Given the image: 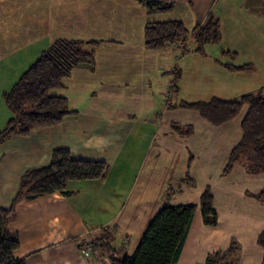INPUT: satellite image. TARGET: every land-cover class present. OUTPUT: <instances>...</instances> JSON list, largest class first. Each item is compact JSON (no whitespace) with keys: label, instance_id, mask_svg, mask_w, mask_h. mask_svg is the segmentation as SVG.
<instances>
[{"label":"crops","instance_id":"1","mask_svg":"<svg viewBox=\"0 0 264 264\" xmlns=\"http://www.w3.org/2000/svg\"><path fill=\"white\" fill-rule=\"evenodd\" d=\"M158 1L172 3L173 10L149 14L138 0H0V80L19 79L59 38L102 42L92 66L74 68L52 90L68 99L69 115L0 143V208L12 205L24 173L48 165L55 149L109 166L100 180L69 182L70 195L56 192L15 204L16 217L7 231L19 242L15 258L26 264H111L98 241L107 232L115 236L111 251L131 254L163 203L200 205L208 186L218 223L205 224L198 207L177 264H205L233 240L240 246L238 264L262 263L258 237L264 231V198L258 195L264 172L250 173L239 163L225 172L242 137L245 112L214 125L176 101L168 108L162 70L172 67L167 58L186 53L183 46L188 48L190 39L186 45L150 49L145 28L150 22L181 20L193 31L213 14L220 20L222 40L205 46L204 55H218L214 46H220L230 56L218 60L232 56L254 63L264 56V0ZM235 39L246 43V50L236 47ZM226 72L219 76L220 92L230 95L236 85ZM13 83L0 84V131L12 116L2 95ZM124 100L137 106L127 107ZM158 114L164 123L156 127ZM188 124L194 126L191 134L183 128ZM167 187L173 190L169 197Z\"/></svg>","mask_w":264,"mask_h":264},{"label":"trees","instance_id":"2","mask_svg":"<svg viewBox=\"0 0 264 264\" xmlns=\"http://www.w3.org/2000/svg\"><path fill=\"white\" fill-rule=\"evenodd\" d=\"M138 1L149 14L171 12L174 7L172 3L158 0ZM189 39L196 43L194 52L199 53H203L208 44H219L222 40L219 18L209 14L205 22L193 31H189L181 20L150 22L145 28V43L150 49L162 48L167 44L186 45ZM101 43L97 40L59 38L46 48L12 88L3 93L12 116L0 131V143L15 135L26 136L34 129L56 125L69 115L72 111L68 99L52 94V90L62 86L63 80L74 68L92 66L95 48ZM183 47V51H190ZM222 52L223 55L230 54L227 50ZM225 66L231 71L252 69L251 63ZM181 105L197 110L202 118L214 125L234 119L247 105V112L241 122L242 137L230 152L225 172H229L235 163L242 164L253 174L264 172L262 89L230 101L214 96L210 100ZM174 128L182 133L179 125L175 124ZM108 167L105 161L76 158L68 149L58 148L53 152L48 165L26 171L12 205L0 208V264H26L24 259L15 258L14 251L19 242L16 236L7 231V225L16 217L15 204L19 200H33L57 191L70 195L71 192L67 191L69 182L104 178ZM172 191L168 187L165 196L169 197ZM258 197L264 198V189ZM213 200L208 186L200 197V205L163 203L131 254L111 251L114 235L103 236L98 241L104 252L110 253L111 264H177L197 208L200 207L205 224L218 223ZM258 243L264 248V231L259 234ZM239 252L240 246L233 240L223 253L210 254L205 264H238ZM261 264H264V259Z\"/></svg>","mask_w":264,"mask_h":264},{"label":"rangeland","instance_id":"3","mask_svg":"<svg viewBox=\"0 0 264 264\" xmlns=\"http://www.w3.org/2000/svg\"><path fill=\"white\" fill-rule=\"evenodd\" d=\"M232 43H234L236 45V47L240 48L242 51L246 50V48L248 47L246 45V43L241 41V39H235L232 41ZM188 45H189L188 48L189 47L193 48L196 46V43L194 41H192V39H190V42ZM99 46H97L95 48V50ZM214 47H216L215 48L216 50L214 52H216L218 55L205 56L204 55L205 53H198V52H193L190 50V51H186L185 54H182V51H179L177 56H175V54H173L171 59H169V58L166 59L165 62L167 64H169V62H172L171 63L172 67H166L165 69L162 70L163 76L166 78V84H168V88H169L167 91L166 99H164L168 108L170 106L174 107L175 101L177 103V106H182L181 105L182 103L183 104L184 103L189 104V103H195L198 101H206V100H210L214 96L220 97L223 99L235 100L234 98L239 99L244 94L254 92V91H258L260 89H262L264 92V61H263L264 56L255 60L254 63L248 61L247 59H240V58L234 59V57H232V56L228 57V58H223V60H221V59L218 60L219 57L227 56V55H223V52H222V49L220 46H214ZM263 52H264V47H263ZM94 54H95V52H94ZM228 56H230V55H228ZM246 63L252 64L251 70H248V71H231L228 68H226V66H225V64L243 65ZM224 68L228 69L229 71H231L233 73L226 72ZM222 72H226L228 74L233 75L230 77H232L233 83L236 86L234 88H232L230 95H224L223 91L220 92L221 87L223 88V86H222L223 80H220V78H219V76L222 75L221 74ZM157 78H160V77L157 76ZM18 80L19 79L15 80V81L0 80V84L6 83V82H11V84L14 82L13 84H15ZM158 84H159V81L156 79V86ZM12 86L10 87V89L12 88ZM243 88H245V90ZM2 99L4 100L3 95H2ZM171 100L174 102L171 103L170 102ZM4 102H5V100H4ZM5 104H6V102H5ZM124 105L127 107H136L137 103L136 102H127L124 100ZM6 106H7V104H6ZM246 108H248L247 105H245L242 108V110L240 111V113H239L240 118L242 117L241 115L244 112L246 114V112H247ZM183 109H190V108L183 107ZM147 117H149L148 114L140 117V120H143ZM159 121H160V116L158 114V122L156 121V127H157V125L164 123V120H162V122H159ZM188 127H189V130H188ZM183 128L186 130V132H185L186 134H191L194 131V126L192 124H188V126H184ZM151 130H152V127H151ZM174 130H176V129L174 128ZM183 133L184 132H182L181 134H183ZM108 169H109V167H108ZM86 180H100V179H86ZM75 181H77V180H75ZM54 193H56V192H54ZM51 194H53V193H51ZM47 195H50V194H47ZM41 197H43V196H41ZM38 198H40V197H38ZM107 233L109 235V232H107ZM101 250L103 251L102 248H101ZM110 261H111V259H110Z\"/></svg>","mask_w":264,"mask_h":264},{"label":"built area","instance_id":"4","mask_svg":"<svg viewBox=\"0 0 264 264\" xmlns=\"http://www.w3.org/2000/svg\"><path fill=\"white\" fill-rule=\"evenodd\" d=\"M84 253H85L86 256L89 255V254H88V250H85Z\"/></svg>","mask_w":264,"mask_h":264}]
</instances>
